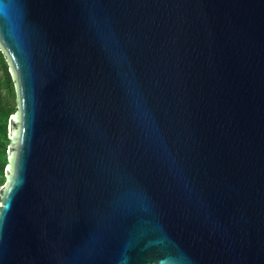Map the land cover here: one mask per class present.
<instances>
[{
    "label": "water",
    "instance_id": "obj_1",
    "mask_svg": "<svg viewBox=\"0 0 264 264\" xmlns=\"http://www.w3.org/2000/svg\"><path fill=\"white\" fill-rule=\"evenodd\" d=\"M0 50V264H264V0H0Z\"/></svg>",
    "mask_w": 264,
    "mask_h": 264
},
{
    "label": "trees",
    "instance_id": "obj_2",
    "mask_svg": "<svg viewBox=\"0 0 264 264\" xmlns=\"http://www.w3.org/2000/svg\"><path fill=\"white\" fill-rule=\"evenodd\" d=\"M15 111V86L9 73L6 58L0 50V185L4 183V169L7 165L8 122Z\"/></svg>",
    "mask_w": 264,
    "mask_h": 264
},
{
    "label": "snow or ice",
    "instance_id": "obj_3",
    "mask_svg": "<svg viewBox=\"0 0 264 264\" xmlns=\"http://www.w3.org/2000/svg\"><path fill=\"white\" fill-rule=\"evenodd\" d=\"M14 119H15V117H14ZM0 206H2V205H0Z\"/></svg>",
    "mask_w": 264,
    "mask_h": 264
},
{
    "label": "built area",
    "instance_id": "obj_4",
    "mask_svg": "<svg viewBox=\"0 0 264 264\" xmlns=\"http://www.w3.org/2000/svg\"><path fill=\"white\" fill-rule=\"evenodd\" d=\"M0 187H1V185H0Z\"/></svg>",
    "mask_w": 264,
    "mask_h": 264
}]
</instances>
